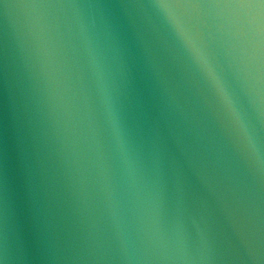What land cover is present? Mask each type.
<instances>
[{"label": "water", "instance_id": "95a60500", "mask_svg": "<svg viewBox=\"0 0 264 264\" xmlns=\"http://www.w3.org/2000/svg\"><path fill=\"white\" fill-rule=\"evenodd\" d=\"M0 264H264V0H0Z\"/></svg>", "mask_w": 264, "mask_h": 264}]
</instances>
